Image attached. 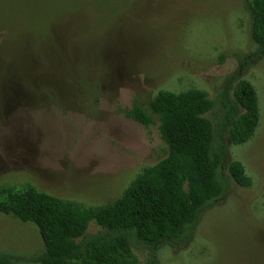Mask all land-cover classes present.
<instances>
[{
  "label": "rangeland",
  "instance_id": "1",
  "mask_svg": "<svg viewBox=\"0 0 264 264\" xmlns=\"http://www.w3.org/2000/svg\"><path fill=\"white\" fill-rule=\"evenodd\" d=\"M248 0H0V187L33 186L85 208L119 198L166 155L158 125L127 118L160 91L215 98L254 53ZM242 78L260 120L229 160L252 184L200 218L182 249L160 264H264V57ZM96 231L91 225L90 232ZM37 227L0 214V252L36 264ZM148 264V250H135Z\"/></svg>",
  "mask_w": 264,
  "mask_h": 264
},
{
  "label": "trees",
  "instance_id": "2",
  "mask_svg": "<svg viewBox=\"0 0 264 264\" xmlns=\"http://www.w3.org/2000/svg\"><path fill=\"white\" fill-rule=\"evenodd\" d=\"M251 37L257 49L217 91H160L147 106L134 102L127 118L158 125L166 155L144 171L112 203L85 208L33 186L0 187V214L37 227L44 250L36 264H139L135 250H148V264H160L163 247L184 248L200 218L231 191L252 181L241 163L229 160L225 145H242L260 120L255 88L242 78L248 60L264 57V0H248ZM91 225L96 231L90 232ZM15 258L0 252V264Z\"/></svg>",
  "mask_w": 264,
  "mask_h": 264
}]
</instances>
